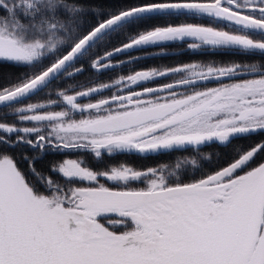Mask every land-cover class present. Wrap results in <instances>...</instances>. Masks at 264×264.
I'll return each instance as SVG.
<instances>
[{
  "label": "snow or ice",
  "instance_id": "1",
  "mask_svg": "<svg viewBox=\"0 0 264 264\" xmlns=\"http://www.w3.org/2000/svg\"><path fill=\"white\" fill-rule=\"evenodd\" d=\"M0 264H264V0H0Z\"/></svg>",
  "mask_w": 264,
  "mask_h": 264
},
{
  "label": "trees",
  "instance_id": "2",
  "mask_svg": "<svg viewBox=\"0 0 264 264\" xmlns=\"http://www.w3.org/2000/svg\"><path fill=\"white\" fill-rule=\"evenodd\" d=\"M202 56H190V55H186V54H168L166 56H162V57H157V58H148L146 60V62H141L139 65H136L137 68H147V67H151L154 65V63H156L158 65L159 59L161 60L162 65H171V64H175L179 61H187V60H205L202 59ZM208 58V57H207ZM15 71V70H13ZM107 75H111V74H107ZM107 76L104 77V79H106ZM256 139H258L257 137H252V138H248V139H244L241 141V144L243 145H247L249 143L254 142ZM218 152H220L219 149H217ZM181 155H187V152H179L176 151L174 154L165 152L164 155L161 154H152V155H148L145 157H141L135 153H130L126 156H121L120 158H118V160L120 161H126L127 163L133 165L134 167H146V166H157L158 164H160L162 161L163 162H167L169 164L174 163L175 161L171 160L172 158H177L178 156ZM220 155H223L222 152H220ZM114 162H117V160H115Z\"/></svg>",
  "mask_w": 264,
  "mask_h": 264
},
{
  "label": "flooded vegetation",
  "instance_id": "3",
  "mask_svg": "<svg viewBox=\"0 0 264 264\" xmlns=\"http://www.w3.org/2000/svg\"><path fill=\"white\" fill-rule=\"evenodd\" d=\"M179 53V51L178 50H175V51H172V52H170L169 54H178ZM203 58L202 59H208L206 56H202ZM141 62H146V60H144V61H141ZM210 86V85H209ZM176 151H174V152H171L170 154H171V156H172V154H174ZM165 153V152H164ZM164 153H162L163 155H164ZM126 155H128V154H117V155H115V156H113V157H111L110 158V160L109 161H106L107 163H110L112 166H116V165H118L119 163H127L126 161H120V160H118V158H120L121 156H126ZM64 158H76V154H74V153H66V154H60V153H53V154H50L49 155V157H48V159L49 160H62V159H64ZM175 159L176 158H172L171 157V160L172 161H175ZM115 160H117V162H114ZM91 162V161H90ZM161 163H167V162H161ZM160 163V164H161ZM127 164H129V163H127ZM129 165H131V164H129ZM131 166H133V165H131ZM154 167V166H153ZM113 218H115V217H113ZM118 230H123L122 228H118Z\"/></svg>",
  "mask_w": 264,
  "mask_h": 264
},
{
  "label": "rangeland",
  "instance_id": "4",
  "mask_svg": "<svg viewBox=\"0 0 264 264\" xmlns=\"http://www.w3.org/2000/svg\"><path fill=\"white\" fill-rule=\"evenodd\" d=\"M201 60V59H200ZM159 62L160 63H158V65L156 64V63H154V65L153 66H164V65H162L161 63H163V62H161V60L159 59ZM153 66H151V67H153ZM210 86H214V85H210Z\"/></svg>",
  "mask_w": 264,
  "mask_h": 264
}]
</instances>
